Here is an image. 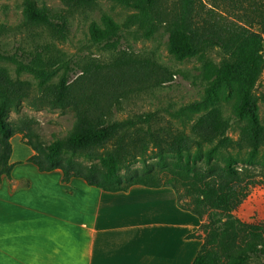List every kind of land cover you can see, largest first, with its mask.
Listing matches in <instances>:
<instances>
[{
	"label": "trees",
	"instance_id": "16d2710c",
	"mask_svg": "<svg viewBox=\"0 0 264 264\" xmlns=\"http://www.w3.org/2000/svg\"><path fill=\"white\" fill-rule=\"evenodd\" d=\"M110 1L133 13L121 24L107 15L101 16V27L92 22L89 28L92 42L114 48L121 30H134L146 39L164 30L171 55L178 60L198 58L200 61L203 96L187 109L203 113L188 133L168 123L160 125L153 113L113 120L110 105L103 106L92 94L74 93L71 67L62 60L54 44L68 39L74 13L91 9L96 0H62L63 9L23 0L22 20L13 29L26 32L31 38L37 37L40 42L28 50L18 46L12 53L0 48V63L12 65L15 73L12 79L7 70L0 67V181L10 177L12 170L9 163L11 138L16 134L24 138L22 130L8 122L10 110L17 109L27 96L17 79L22 74H32L38 79L39 100L52 108L68 109L74 116L66 135L49 144L31 135L34 141H29L28 146L35 155L27 162L38 172L58 170L65 185L72 179L81 180L89 187L108 193L126 192L133 186L170 187L177 196L179 208L200 221L202 235L187 237L203 240L192 264H249L252 259H261L264 257L263 224L238 223L237 228L236 223L235 230L227 233L210 224L208 210L234 211L246 198L252 184L247 167L238 168L237 161L229 156L222 167H217V155L230 149L246 152L245 164L249 166L264 148V116L258 115L259 99L255 95L264 72V0ZM218 2L237 10L247 4L250 15L245 23L231 20L218 12ZM253 26L257 29L253 30ZM10 30L11 27L0 23V38ZM210 50L219 52L217 63L206 56ZM128 62L129 59H125L122 65ZM58 69H63L62 74L55 84H49ZM232 93L235 95L234 115L243 121L236 140L227 135L229 124L217 105L222 94ZM150 148L157 151L155 171L120 173L129 161L144 157ZM167 155L173 159L167 161ZM178 186L198 195L189 196V203L184 206Z\"/></svg>",
	"mask_w": 264,
	"mask_h": 264
},
{
	"label": "rangeland",
	"instance_id": "374dc122",
	"mask_svg": "<svg viewBox=\"0 0 264 264\" xmlns=\"http://www.w3.org/2000/svg\"><path fill=\"white\" fill-rule=\"evenodd\" d=\"M207 1V0H206ZM23 0H0V23L12 30L0 38V48L12 53L21 46L28 50L36 42L26 32L14 30L22 20ZM39 6L45 5L52 9H63L62 0H35ZM218 12L231 20L245 23L250 15V7L243 4L242 10L218 2ZM133 11L110 0H96L95 5L88 10L77 11L70 19V34L64 42H54L55 48L62 54V60L67 61L72 72L70 82L74 93L78 95H93L103 106L110 105L112 119L123 121L135 115L153 113L158 117L159 124H170L174 129L189 132L191 125L203 113H193L187 109L191 103L202 99L204 83L199 76L200 61L198 58L178 60L168 52L167 33L160 30L150 38H144L134 30L119 32V41L114 48L104 43L95 44L90 36V24L97 23L101 27V16L107 15L115 23L121 24ZM243 14V16H242ZM253 30L257 27L253 26ZM44 40L49 41L47 37ZM41 42H43L41 40ZM206 56L217 63L220 54L210 50ZM125 59L129 62L122 65ZM12 79H15L14 67L0 63ZM58 69L49 84H55L62 74ZM20 86L27 93L17 109H11L8 122L15 128L21 129L15 140L23 147L38 136L43 144H49L55 138L63 137L70 130L74 121L73 113L68 109L52 108L39 100L38 79L32 74H22L18 79ZM258 97V115L264 116V72L255 88ZM235 95L222 94L217 102L224 119L229 124L227 135L236 140L239 126L243 121L234 115ZM32 135V137H31ZM13 147L16 150L17 144ZM33 155L35 152L31 149ZM193 151V150H192ZM20 153V151L18 152ZM103 155V152H100ZM237 161V167H247L252 184L246 198L230 213H222L209 209L210 224L215 228H223L231 233L236 224L264 225V148L259 150L252 164L247 166L246 152L237 153L235 150L220 152L217 155L216 166L222 167L226 157ZM157 151L150 148L142 158L129 161L120 171H136L142 173L145 169H157ZM173 156L167 155V161ZM81 160V158H80ZM87 164V162H83ZM181 204L189 203V196H197V192H187L178 186ZM192 207V206H191ZM207 221V217H204ZM199 233L202 232L199 231ZM249 264H264V257L252 259Z\"/></svg>",
	"mask_w": 264,
	"mask_h": 264
},
{
	"label": "crops",
	"instance_id": "0c3cea01",
	"mask_svg": "<svg viewBox=\"0 0 264 264\" xmlns=\"http://www.w3.org/2000/svg\"><path fill=\"white\" fill-rule=\"evenodd\" d=\"M15 136L10 177L0 181V264H192L203 240L187 237L201 235L200 221L173 189L65 185L60 171L28 163L33 153Z\"/></svg>",
	"mask_w": 264,
	"mask_h": 264
}]
</instances>
